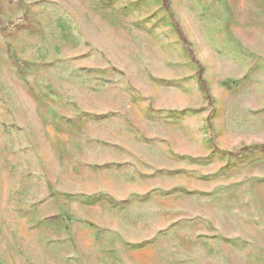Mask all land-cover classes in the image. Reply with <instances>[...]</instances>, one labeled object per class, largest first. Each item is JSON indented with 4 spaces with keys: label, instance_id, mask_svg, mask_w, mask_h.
Here are the masks:
<instances>
[{
    "label": "rangeland",
    "instance_id": "1",
    "mask_svg": "<svg viewBox=\"0 0 264 264\" xmlns=\"http://www.w3.org/2000/svg\"><path fill=\"white\" fill-rule=\"evenodd\" d=\"M260 146L264 0H0V264H264Z\"/></svg>",
    "mask_w": 264,
    "mask_h": 264
},
{
    "label": "trees",
    "instance_id": "2",
    "mask_svg": "<svg viewBox=\"0 0 264 264\" xmlns=\"http://www.w3.org/2000/svg\"><path fill=\"white\" fill-rule=\"evenodd\" d=\"M254 150H259V151L264 152V146L256 147V148H254ZM247 151H248V149H244V150L239 151L238 153L230 154V155H232L233 157L241 158ZM223 154H225V153H223Z\"/></svg>",
    "mask_w": 264,
    "mask_h": 264
}]
</instances>
